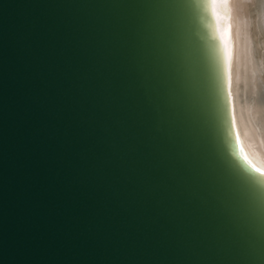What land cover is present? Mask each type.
Returning a JSON list of instances; mask_svg holds the SVG:
<instances>
[{"label":"water","instance_id":"water-1","mask_svg":"<svg viewBox=\"0 0 264 264\" xmlns=\"http://www.w3.org/2000/svg\"><path fill=\"white\" fill-rule=\"evenodd\" d=\"M200 0H0V264H264Z\"/></svg>","mask_w":264,"mask_h":264},{"label":"bare ground","instance_id":"bare-ground-1","mask_svg":"<svg viewBox=\"0 0 264 264\" xmlns=\"http://www.w3.org/2000/svg\"><path fill=\"white\" fill-rule=\"evenodd\" d=\"M200 4L213 40L235 152L264 180V0ZM223 4L228 7H213Z\"/></svg>","mask_w":264,"mask_h":264},{"label":"snow or ice","instance_id":"snow-or-ice-1","mask_svg":"<svg viewBox=\"0 0 264 264\" xmlns=\"http://www.w3.org/2000/svg\"><path fill=\"white\" fill-rule=\"evenodd\" d=\"M214 8L216 7H224V8H227L228 5L227 4H223V5H213ZM255 171L259 172L260 170L259 169H255ZM262 176H264V173H261ZM264 192V191H262Z\"/></svg>","mask_w":264,"mask_h":264}]
</instances>
